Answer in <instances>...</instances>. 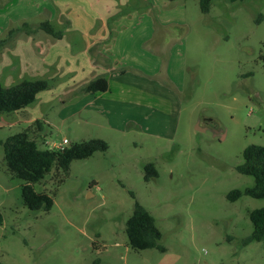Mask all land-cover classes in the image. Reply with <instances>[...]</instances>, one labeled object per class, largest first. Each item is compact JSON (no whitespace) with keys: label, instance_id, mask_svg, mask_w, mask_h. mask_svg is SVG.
<instances>
[{"label":"rangeland","instance_id":"374dc122","mask_svg":"<svg viewBox=\"0 0 264 264\" xmlns=\"http://www.w3.org/2000/svg\"><path fill=\"white\" fill-rule=\"evenodd\" d=\"M169 7L160 5L161 15L175 21L155 23L145 40L134 30L137 20H125L122 60L134 61L141 51L135 61L147 79L137 84L149 80L157 96L145 97L151 106H136V115L127 107L115 117L118 126L137 120L126 132L63 121L73 109L69 93L53 101L62 108L52 114L54 127L45 124L48 137L103 138L110 148L74 160L67 175L54 169L35 185L55 193L50 211L24 205V182L8 169L0 145V264H264V239L244 244L253 231L249 212L264 198H227L232 189L254 185L237 166L245 147L264 145V0H213L208 13L200 0ZM38 38L22 34L0 51V81L11 71L9 82L20 79L17 72L26 76V43L37 46ZM58 71L64 67L51 74ZM29 120L28 111L0 114V138L25 130ZM150 161L159 175L146 180ZM130 191L156 218L166 252L130 246Z\"/></svg>","mask_w":264,"mask_h":264},{"label":"crops","instance_id":"0c3cea01","mask_svg":"<svg viewBox=\"0 0 264 264\" xmlns=\"http://www.w3.org/2000/svg\"><path fill=\"white\" fill-rule=\"evenodd\" d=\"M171 2L173 1L0 0V32L5 34L0 39V51L8 48L7 46L15 39H7L10 29L19 27L24 21L39 24L48 20L56 30L63 31L62 38H55L42 29L34 34L20 32L18 36L25 34L31 41L41 36L37 39V46H33L29 41L26 43V76L22 72H17V79H20L9 82V78L14 79L11 71L5 76L7 80L0 82L9 86L23 79L45 78L50 81L48 91H42L32 104L21 110L28 111L29 121L32 123L41 119L46 125L54 127L55 119L52 118V114L61 107V103L54 105L53 101L57 97L60 101L64 93H69L73 109L71 116H68L70 113L64 116L63 121L70 117L75 119L77 125L92 124L103 127L110 125L116 131L126 132L130 123L137 120L131 118L126 124L118 126L115 117L120 116L127 107H131V112L134 113H130L136 115L134 109L136 106H151L144 102L145 97L157 96L152 91L149 80L144 84L146 87L137 84V81L147 79L139 67L141 63L136 62L137 59L141 60V51L136 52V61L122 60L125 50L118 46V41L123 35L128 36L129 28L125 20H137L134 30H140L143 40L148 39L155 23L166 26L175 21L172 18L166 23L167 18L161 15L163 11L160 10V5L168 9ZM122 10L124 11L119 12ZM128 10L133 11L132 14ZM135 14L138 15L133 17ZM19 20H22L21 24H18ZM109 21H112L111 26ZM62 67L63 72L51 74V69L60 70ZM33 73L34 76H31ZM100 74L107 76L109 89L96 93L85 92L84 85ZM76 104L79 105L75 106ZM63 121L61 120L62 124ZM44 136L45 133L39 138L41 143ZM93 180L94 183L98 182L96 178Z\"/></svg>","mask_w":264,"mask_h":264},{"label":"trees","instance_id":"16d2710c","mask_svg":"<svg viewBox=\"0 0 264 264\" xmlns=\"http://www.w3.org/2000/svg\"><path fill=\"white\" fill-rule=\"evenodd\" d=\"M212 3L213 0H200L202 12H210ZM40 29L55 38L63 36V31L56 30L48 20L39 24L24 21L19 27L10 29L7 39L16 38L20 32L34 34ZM261 59L264 64V53L261 55ZM50 86V81L45 78L23 79L9 86L0 82V114L23 110ZM108 89L109 81L105 74L96 76L83 87L85 92L90 93L103 92ZM45 129L44 121L37 119L25 130L11 134L5 139L0 138L6 165L12 174L23 180V203L31 211L43 210L47 212L54 206L55 193L38 191L35 187L47 174L56 169L67 175L74 160L87 159L97 152H107L110 148L109 142L103 138L74 140L62 149L44 148L40 145L39 138L45 133ZM243 158L244 161L237 166V170L242 174L253 176L254 185L245 189H232L227 194L228 200L236 201L244 194L254 198H264V145H248L243 151ZM144 170L146 180L159 175L154 162L146 163ZM62 180L64 179H60V181ZM130 192L135 199L133 212L126 222V233L130 246L135 250L157 248L161 252H166V246L161 243L163 233L157 225L156 218L136 199L135 193ZM249 216L253 223V231L244 239V244L264 239V206L252 209ZM4 220V214L0 210V225L4 223ZM98 262L99 260L96 261V263Z\"/></svg>","mask_w":264,"mask_h":264},{"label":"built area","instance_id":"2783aa9c","mask_svg":"<svg viewBox=\"0 0 264 264\" xmlns=\"http://www.w3.org/2000/svg\"><path fill=\"white\" fill-rule=\"evenodd\" d=\"M69 143L70 141L67 137L60 139V140H54L46 135L44 136V141L42 144L45 146V148H48V149H62L65 146H67Z\"/></svg>","mask_w":264,"mask_h":264},{"label":"water","instance_id":"95a60500","mask_svg":"<svg viewBox=\"0 0 264 264\" xmlns=\"http://www.w3.org/2000/svg\"><path fill=\"white\" fill-rule=\"evenodd\" d=\"M198 129H202L200 126H197Z\"/></svg>","mask_w":264,"mask_h":264}]
</instances>
